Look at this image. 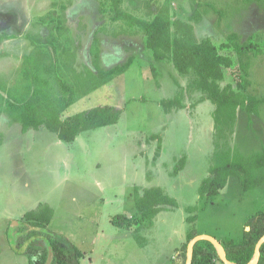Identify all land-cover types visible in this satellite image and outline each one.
Instances as JSON below:
<instances>
[{
    "label": "rangeland",
    "instance_id": "1",
    "mask_svg": "<svg viewBox=\"0 0 264 264\" xmlns=\"http://www.w3.org/2000/svg\"><path fill=\"white\" fill-rule=\"evenodd\" d=\"M104 1L0 0V33L21 36L7 47L21 60L23 45L27 52L32 47L27 37L32 35L55 39L58 53L70 45L76 52V69L93 67L90 46L103 25L108 32L98 34L101 66L132 60L119 81L100 87L64 112L67 117L97 105L118 104L123 114L117 124L85 131L66 142L45 126L23 133L8 115L0 117V264H29L27 255L11 246L8 232L18 226L12 230L14 221L20 223L40 203L54 209L48 227L85 251L81 264H173L182 260L190 231L220 241L236 240L243 237L248 217L264 209V167L253 170V176L262 179L256 188L244 190L237 177H231L218 195L208 198L199 193L218 159L264 152V0L123 3L124 9L146 17L168 4L173 19L195 21L196 37L211 39L222 55L232 59L220 87L231 86L249 103L235 111H218L207 92L191 88L194 73L181 75L170 61H155L142 33L114 36L120 22L110 20ZM196 12L199 21L194 19ZM237 43L249 47L245 54L237 51ZM1 63L0 59L1 77L16 67L13 61ZM181 87L185 108L166 112L161 100L174 98ZM255 101L261 103L253 109ZM152 135L161 137L160 150ZM182 157L185 168L172 176ZM153 180L178 201V207L163 211L153 224L145 220L130 229L115 224L120 215L133 222L139 218L134 194L137 190L142 194ZM188 207L196 211L190 213ZM192 215L196 220L189 223ZM136 229L143 242L135 236Z\"/></svg>",
    "mask_w": 264,
    "mask_h": 264
},
{
    "label": "trees",
    "instance_id": "2",
    "mask_svg": "<svg viewBox=\"0 0 264 264\" xmlns=\"http://www.w3.org/2000/svg\"><path fill=\"white\" fill-rule=\"evenodd\" d=\"M124 0H105L102 6L112 22H120L119 31H113L114 36L131 34L144 36L147 50L151 51L155 61H170L181 75L194 73L195 79L191 88L208 93V99L217 105L218 111L237 108H247L248 102L231 86L221 88L219 82L225 77V69L230 67L232 59L222 55L211 39H198L195 33V21L173 19L168 4L160 7L151 16H140L124 9ZM201 15L196 12L194 19L199 21ZM100 32H108L105 25L95 33L90 55L93 67L85 66L83 71L76 69V52L68 45L58 53V45L53 40L27 36L32 47L23 56L22 65L12 84L0 80V116L7 114L12 123H18L23 133L30 129L39 130L45 126L51 132L66 142H73L84 131L114 125L119 122L123 108L117 105H97L68 115L63 113L73 103L89 95L95 90L110 84L117 76L124 74L132 65V60L122 65L110 68L101 66ZM12 35L0 33V44L3 40L13 38ZM16 37V36H15ZM57 41V40H56ZM73 44V39H69ZM229 47L231 44L225 43ZM237 51L245 54L247 45L234 44ZM155 70V67H153ZM174 98L161 101L166 112L174 108H185L182 89ZM260 101H255L256 109ZM158 150L162 148L159 135ZM3 139L0 138V145ZM186 158L182 157L172 171V176L185 168ZM264 167V152L254 153L249 157L236 156L218 159L210 168L209 175L204 178L199 187L202 197H214L224 189L231 177H237L244 190L256 188L262 182L253 176V170ZM134 201L139 218L131 220L125 215L118 216L116 221L120 227L131 228L145 220L153 224L157 215L165 210L178 207V201L167 194L161 187L146 188L141 194H134ZM193 213L195 207H188ZM55 215L54 209L48 203H40L36 208L27 211L15 231L8 232L11 246L19 254L28 257L29 264H45L48 257L49 241L54 249L51 264H81L85 252L66 237L51 230L48 225ZM136 219V218H135ZM196 215L188 217L189 223H194ZM197 234L190 231L187 242L182 246V260L173 264H185L189 241ZM264 235V209L248 217L245 230L240 241L226 239L221 241L227 251L228 258L236 264L249 263L254 254L259 239ZM135 236L144 241L139 229ZM215 259L221 261L217 249L209 240H200L194 249L192 264H214ZM222 262V261H221ZM223 263V262H222ZM224 264V263H223ZM258 264H264V243L261 247V258Z\"/></svg>",
    "mask_w": 264,
    "mask_h": 264
},
{
    "label": "water",
    "instance_id": "3",
    "mask_svg": "<svg viewBox=\"0 0 264 264\" xmlns=\"http://www.w3.org/2000/svg\"><path fill=\"white\" fill-rule=\"evenodd\" d=\"M19 224V221H14L12 225V230L14 228V225ZM200 240H209L217 249L218 255L221 259V261L224 264H236L232 262L228 256L227 251L220 240H218L215 236L209 235V234H197L194 236L188 243L187 247V257L185 264H192L193 258H194V249L197 242ZM264 243V235L259 239V241L256 244L255 247V254L252 258V260L247 264H258L261 258V247ZM48 245V257L45 264H51L54 258V249L49 241H47Z\"/></svg>",
    "mask_w": 264,
    "mask_h": 264
},
{
    "label": "crops",
    "instance_id": "4",
    "mask_svg": "<svg viewBox=\"0 0 264 264\" xmlns=\"http://www.w3.org/2000/svg\"><path fill=\"white\" fill-rule=\"evenodd\" d=\"M18 16V15H17ZM4 33H6V34H11L10 32H4ZM19 39V38H21V36L20 37H13V38H8V39H5V40H3V42L0 44V46H1V49L0 50H5V51H3V53H1V51H0V54L1 55H3V57L2 58H0L1 59V64H4L5 62H8L9 64H11L12 63V61H13V63L12 64H16V67H13L10 71H9V74H4V75H2V77L0 76V80L1 81H5L7 84H12V82L14 81V78H15V76L17 75V72H18V70L20 69V67H21V65H22V61H23V56H24V54H26V52H27V46L26 45H23V48L22 49H26V51L25 52H23L21 55H20V57H22V60H21V58H19L15 53H11V51L9 50V49H7V47H10V45H11V41L12 40H17V39ZM25 41V40H24ZM26 42V41H25ZM0 55V56H1ZM4 62V63H3ZM122 76H124V75H119V76H117L111 83H110V86L112 85V84H115L114 82L116 81H119L120 80V78H122ZM119 84H120V82H119ZM119 84L117 85V83H116V85H114L117 89L119 88L118 86H119ZM97 91V90H96ZM95 91V92H96ZM112 92L115 94V90L113 91L112 90ZM90 95V94H89ZM89 95H87V96H84L83 98H81V99H79V100H87L88 99V96ZM79 100L77 101V102H79ZM162 101V100H161ZM77 102H75V103H77ZM75 103H73L72 105H74ZM71 105V106H72ZM118 105V104H117ZM70 107V106H69ZM68 107V108H69ZM171 113V112H170ZM5 114V113H4ZM123 114V113H122ZM3 115V114H2ZM1 115V116H2ZM7 115V114H6ZM70 115V114H69ZM0 116V117H1ZM63 117L65 116L64 115V113H63V115H62ZM66 116H68V115H66ZM122 116V115H121ZM5 117V116H4ZM65 118V117H64ZM120 119H121V117H120ZM8 121H10V118L9 119H7ZM120 121V120H119ZM15 124H17V123H15ZM117 124V123H116ZM21 127V126H20ZM43 127V126H42ZM41 128V127H40ZM160 128L162 129L163 127L162 126H160ZM30 130H34V129H30ZM40 130V129H39ZM22 132V131H21ZM28 132V131H27ZM85 132V131H84ZM26 133V132H25ZM83 133V132H82ZM81 133V134H82ZM80 134V135H81ZM79 135V136H80ZM78 136V137H79ZM256 170V169H255ZM180 179V178H179ZM153 186H155V187H159V185L156 183V181L155 180H153L152 181V186H150V187H153ZM150 187H145V188H150ZM163 190H165L164 188H163ZM163 212V211H162ZM162 212H160L159 214H161ZM165 212V211H164ZM20 213V212H19ZM21 214V217H22V214H23V212L22 213H20ZM158 214V215H159ZM157 215V216H158ZM155 220V219H154ZM156 222H158V221H156ZM187 230V229H186ZM231 239H233V238H231ZM242 238H238V239H236L237 241H240ZM234 240V239H233ZM235 240V241H236ZM85 252V251H84ZM221 261H219L218 259H215V261H214V264H221L220 263Z\"/></svg>",
    "mask_w": 264,
    "mask_h": 264
}]
</instances>
